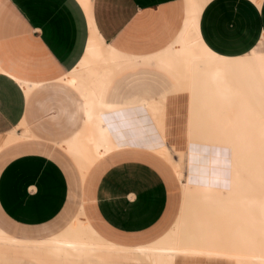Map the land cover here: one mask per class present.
<instances>
[{"label": "crops", "instance_id": "crops-1", "mask_svg": "<svg viewBox=\"0 0 264 264\" xmlns=\"http://www.w3.org/2000/svg\"><path fill=\"white\" fill-rule=\"evenodd\" d=\"M191 1L202 42L215 54L238 58L264 43V0H90L100 41L127 60L105 80L95 115L102 111L115 136L112 143L119 139L128 146L101 155L106 139L84 132L89 125L86 93L69 78L89 35L81 7L75 0H0L4 236L31 244L69 237L137 249L172 231L183 183L152 147L165 145L172 152L168 142L184 140L188 88L156 58L182 36ZM152 62L175 74L186 92L169 95L165 80L150 70ZM20 81L32 87L29 92ZM141 116L154 119L161 132L167 130L166 143H135ZM14 133L18 136L12 140ZM137 259L0 243V264H139Z\"/></svg>", "mask_w": 264, "mask_h": 264}, {"label": "bare ground", "instance_id": "bare-ground-1", "mask_svg": "<svg viewBox=\"0 0 264 264\" xmlns=\"http://www.w3.org/2000/svg\"><path fill=\"white\" fill-rule=\"evenodd\" d=\"M75 1L84 13L89 35L81 61L69 78L86 93L89 125L84 132L106 139L102 155L128 146L117 138L112 143L109 139L114 135L102 111L95 115L96 108H101L105 80L127 60L100 41L91 23L90 0ZM188 14L180 39L156 58L184 80L189 96L184 141L189 145L191 171L186 179L175 162L183 183V202L172 231L156 244L137 249L69 237L31 244L2 232L0 243L57 252L129 254L139 264H264V54L253 51L238 58L215 54L202 42L192 1ZM20 84L26 92L32 88ZM15 133L12 140L18 136ZM152 149L171 161L165 145Z\"/></svg>", "mask_w": 264, "mask_h": 264}, {"label": "rangeland", "instance_id": "rangeland-1", "mask_svg": "<svg viewBox=\"0 0 264 264\" xmlns=\"http://www.w3.org/2000/svg\"><path fill=\"white\" fill-rule=\"evenodd\" d=\"M257 53L259 54H264V43L260 44L256 50ZM154 66H149L150 70L152 72H157L158 76L160 78H162L163 80H165L166 85H167V90L169 91L171 94L169 95H178L180 93H185L186 89L183 85V83L181 82V80L173 73L167 71L165 68H163L161 65H159L156 62H152L150 63ZM157 68H156V67ZM119 72V71H117ZM165 91V92H166ZM163 92V93H165ZM162 93V94H163ZM168 95V96H169ZM168 96L164 97L167 98ZM164 98H162L161 100H163ZM165 112H166V107L165 106H161V121H164L165 119ZM189 115V96L187 94V105H186V110H185V117H184V123H183V131H184V125L186 123V120L188 118ZM140 125L138 127V129H136L135 131L138 133L136 136V142L137 144H141V145H145V146H152L155 144H159V143H166L167 140V130L163 133L161 132L159 126L156 124V122L154 121V119H151L147 116H141L140 118ZM132 130V127H129V131ZM168 143L172 144V152L170 150V160L168 161L166 158V160L173 166L174 169V165L175 162H179V164L181 165V168L183 170L184 175L187 177L189 176V173L191 171V167L189 166V145L187 142L183 141H169ZM178 148V150H177ZM180 150V151H179ZM195 165H198L199 163L196 162L194 163ZM175 172V169H174ZM176 174V172H175ZM174 175V173H173ZM177 191V197L179 198L180 192H179V188L176 189ZM182 202H183V193H182V200H181V204H180V208L178 211V214L176 215V217L174 218V222L177 219L178 215L180 214V210H181V206H182ZM173 222V223H174Z\"/></svg>", "mask_w": 264, "mask_h": 264}]
</instances>
